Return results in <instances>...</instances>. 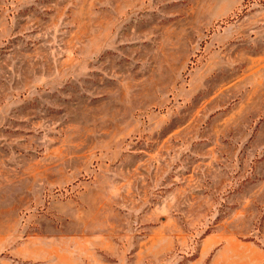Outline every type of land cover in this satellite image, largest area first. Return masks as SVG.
Masks as SVG:
<instances>
[{
	"label": "rangeland",
	"instance_id": "obj_1",
	"mask_svg": "<svg viewBox=\"0 0 264 264\" xmlns=\"http://www.w3.org/2000/svg\"><path fill=\"white\" fill-rule=\"evenodd\" d=\"M0 264H264V0H0Z\"/></svg>",
	"mask_w": 264,
	"mask_h": 264
}]
</instances>
